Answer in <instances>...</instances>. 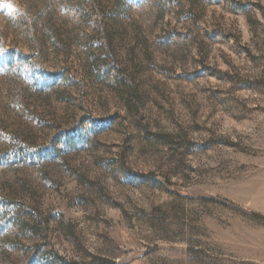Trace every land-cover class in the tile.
<instances>
[{
    "label": "rangeland",
    "instance_id": "rangeland-1",
    "mask_svg": "<svg viewBox=\"0 0 264 264\" xmlns=\"http://www.w3.org/2000/svg\"><path fill=\"white\" fill-rule=\"evenodd\" d=\"M0 264H264V0H0Z\"/></svg>",
    "mask_w": 264,
    "mask_h": 264
}]
</instances>
